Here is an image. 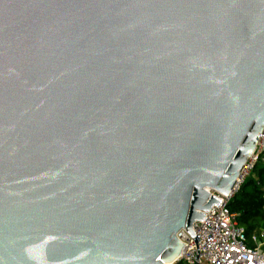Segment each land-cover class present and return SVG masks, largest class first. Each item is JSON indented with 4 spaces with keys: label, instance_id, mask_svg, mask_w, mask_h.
<instances>
[{
    "label": "water",
    "instance_id": "95a60500",
    "mask_svg": "<svg viewBox=\"0 0 264 264\" xmlns=\"http://www.w3.org/2000/svg\"><path fill=\"white\" fill-rule=\"evenodd\" d=\"M264 133V0H0V264H165Z\"/></svg>",
    "mask_w": 264,
    "mask_h": 264
},
{
    "label": "built area",
    "instance_id": "2783aa9c",
    "mask_svg": "<svg viewBox=\"0 0 264 264\" xmlns=\"http://www.w3.org/2000/svg\"><path fill=\"white\" fill-rule=\"evenodd\" d=\"M259 162L264 164V133L229 195L215 189L210 192L221 200L210 207L203 220L194 222L193 236L182 228L177 232L183 242L180 254L169 264H264V227L251 237L239 221V214L229 204L242 185L255 172Z\"/></svg>",
    "mask_w": 264,
    "mask_h": 264
},
{
    "label": "trees",
    "instance_id": "16d2710c",
    "mask_svg": "<svg viewBox=\"0 0 264 264\" xmlns=\"http://www.w3.org/2000/svg\"><path fill=\"white\" fill-rule=\"evenodd\" d=\"M259 179L253 181L251 190H246L244 184L231 200L229 207L238 212L239 221L246 227L247 235H251L264 227V164L259 162L255 168Z\"/></svg>",
    "mask_w": 264,
    "mask_h": 264
},
{
    "label": "rangeland",
    "instance_id": "374dc122",
    "mask_svg": "<svg viewBox=\"0 0 264 264\" xmlns=\"http://www.w3.org/2000/svg\"><path fill=\"white\" fill-rule=\"evenodd\" d=\"M259 179L258 172H254L248 179L244 187L246 190H251L253 187V181H257Z\"/></svg>",
    "mask_w": 264,
    "mask_h": 264
},
{
    "label": "bare ground",
    "instance_id": "6f19581e",
    "mask_svg": "<svg viewBox=\"0 0 264 264\" xmlns=\"http://www.w3.org/2000/svg\"><path fill=\"white\" fill-rule=\"evenodd\" d=\"M165 264H169V262H166Z\"/></svg>",
    "mask_w": 264,
    "mask_h": 264
}]
</instances>
